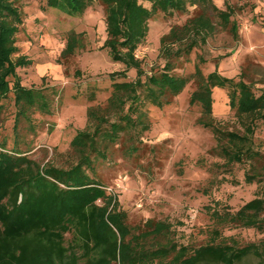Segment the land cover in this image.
I'll use <instances>...</instances> for the list:
<instances>
[{"label":"trees","instance_id":"obj_1","mask_svg":"<svg viewBox=\"0 0 264 264\" xmlns=\"http://www.w3.org/2000/svg\"><path fill=\"white\" fill-rule=\"evenodd\" d=\"M16 3L0 0V122L5 102L10 100L13 107V144L9 147L6 139L0 141V264H241L249 257L264 260V238L241 245L223 234L225 229L236 228L264 234V150L255 140L257 127L264 123V89L254 90L255 85L264 84V78L252 82L244 70L237 78L225 77L216 69L204 74L200 57L192 73H175L182 59L207 43L217 25L229 28L236 37L229 8L220 10L212 0H46V8L73 18L100 5L103 48L111 61L124 67L108 74L111 90L105 102L87 108L86 125L70 141L75 161L58 167L32 160L28 156L31 149L21 141L22 129L36 133L33 114L51 115L53 98L49 88L23 86L17 74L31 61L18 55L17 34L23 16ZM189 7L195 13L159 40L162 66L145 72L136 51L147 38L149 20L159 13L184 14ZM83 36L70 31L61 58L83 49ZM129 71L134 72L133 79H128ZM189 83L194 85L189 104L200 108L196 122L213 135L211 153L220 160L212 165L211 173L226 174L239 166L244 183L256 186L254 197L235 211L219 202L206 206L212 224L198 247L173 241L168 222L148 219L131 226L117 195L107 192L96 170L116 153L134 161L145 154L141 138L151 127L148 108L171 104ZM215 89L227 92L235 119L232 128L213 115ZM94 98L89 95L90 100ZM227 181L238 183L220 180Z\"/></svg>","mask_w":264,"mask_h":264},{"label":"rangeland","instance_id":"obj_2","mask_svg":"<svg viewBox=\"0 0 264 264\" xmlns=\"http://www.w3.org/2000/svg\"><path fill=\"white\" fill-rule=\"evenodd\" d=\"M14 1L23 16L17 34L18 55L31 61V65L17 70L21 84L49 88L53 98L51 115L33 114L36 133L22 129L21 141L31 149L28 156L40 165L66 167L75 161L70 141L86 125L87 108L105 102L111 90L108 74L124 67L111 61L103 48L105 25L100 5L94 4L82 16L73 18L46 8V0ZM212 2L220 10L229 8L230 22L237 26L236 37L229 28L217 25L207 43L195 49L187 60L182 59L175 73L182 76L192 73L200 57L204 74L216 69L225 77L237 78L244 70L252 82L263 79L264 0ZM144 6L148 8L149 4ZM194 13L195 8L189 7L184 14L159 13L149 20L147 38L136 51L145 72L163 64L158 59L161 36ZM70 31L84 34V48L61 58ZM127 76L133 79L134 72L129 71ZM260 88L264 89V84L254 86L256 92ZM193 91L194 85L189 83L171 104L162 109L148 108L151 127L141 138L147 149L145 154L134 161L116 153L112 160L98 164L96 170L107 192L117 195L131 226L148 219L168 222L173 241L198 247L205 242L212 224L206 206L219 202L235 211L254 197L256 186L244 183V171L239 166L231 168L230 173H211L212 165L220 160L211 153L215 146L213 135L196 122L200 108L189 104ZM90 94L95 95L94 100L89 99ZM213 100L215 119L232 128L234 112L228 106L226 90L215 89ZM5 103L0 141L6 139L10 147L13 107L10 100ZM255 140L264 150V123L257 127ZM222 178L238 183L220 182ZM223 234L234 237L241 245L258 243L264 238V234L243 228L225 229ZM241 264H264V260L249 257Z\"/></svg>","mask_w":264,"mask_h":264}]
</instances>
